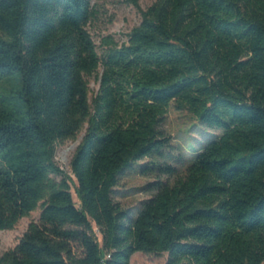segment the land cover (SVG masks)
I'll list each match as a JSON object with an SVG mask.
<instances>
[{
	"label": "trees",
	"instance_id": "obj_1",
	"mask_svg": "<svg viewBox=\"0 0 264 264\" xmlns=\"http://www.w3.org/2000/svg\"><path fill=\"white\" fill-rule=\"evenodd\" d=\"M124 1L141 22L100 53L94 0H0V231L41 210L0 264H264V0ZM171 106L220 134L124 209L115 189L163 154ZM85 127L77 205L56 153Z\"/></svg>",
	"mask_w": 264,
	"mask_h": 264
},
{
	"label": "rangeland",
	"instance_id": "obj_2",
	"mask_svg": "<svg viewBox=\"0 0 264 264\" xmlns=\"http://www.w3.org/2000/svg\"><path fill=\"white\" fill-rule=\"evenodd\" d=\"M156 0H140V8L146 10ZM95 15L89 25V31L99 51L105 49L104 40L111 38L115 43L122 44L128 40V34L141 22L140 11L128 5L124 0H94ZM102 72V70H101ZM100 72V73H101ZM90 88V99L100 88V79L96 76L87 78ZM86 127L73 140L57 145L56 161L71 176V162L85 135ZM163 137L167 139V147L163 154L146 158L130 171L115 189L114 199L124 209L138 211L143 203L156 192L154 185L161 181H172L173 175L160 171L161 167L170 166L178 173H183L187 161L192 155L204 148L220 131L210 130L202 126L187 111H178L173 106L161 126ZM72 182V193L76 204V180ZM41 210L33 212L29 217L22 218L13 230L0 231V258L13 250L20 242L32 222H38ZM98 238L102 235L96 229ZM74 251L80 255L81 250L75 245ZM168 254H145L137 252L130 264H167Z\"/></svg>",
	"mask_w": 264,
	"mask_h": 264
}]
</instances>
